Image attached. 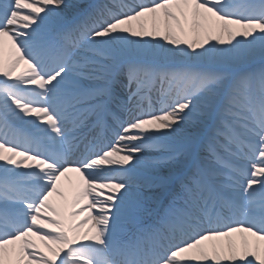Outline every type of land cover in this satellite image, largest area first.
<instances>
[{
  "label": "snow or ice",
  "instance_id": "obj_1",
  "mask_svg": "<svg viewBox=\"0 0 264 264\" xmlns=\"http://www.w3.org/2000/svg\"><path fill=\"white\" fill-rule=\"evenodd\" d=\"M0 264H264V0H0Z\"/></svg>",
  "mask_w": 264,
  "mask_h": 264
},
{
  "label": "bare ground",
  "instance_id": "obj_2",
  "mask_svg": "<svg viewBox=\"0 0 264 264\" xmlns=\"http://www.w3.org/2000/svg\"><path fill=\"white\" fill-rule=\"evenodd\" d=\"M68 175L71 176V177L73 178V180L75 179L76 174H74V173H69ZM63 182H64L65 186L67 187V186H68L67 179H65Z\"/></svg>",
  "mask_w": 264,
  "mask_h": 264
},
{
  "label": "rangeland",
  "instance_id": "obj_3",
  "mask_svg": "<svg viewBox=\"0 0 264 264\" xmlns=\"http://www.w3.org/2000/svg\"><path fill=\"white\" fill-rule=\"evenodd\" d=\"M157 107H159V106L157 105Z\"/></svg>",
  "mask_w": 264,
  "mask_h": 264
}]
</instances>
